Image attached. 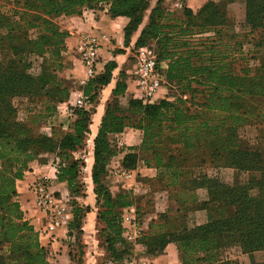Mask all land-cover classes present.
I'll return each mask as SVG.
<instances>
[{
  "label": "trees",
  "instance_id": "1",
  "mask_svg": "<svg viewBox=\"0 0 264 264\" xmlns=\"http://www.w3.org/2000/svg\"><path fill=\"white\" fill-rule=\"evenodd\" d=\"M165 1L13 0L9 14L0 12V53L9 51L10 56L0 59V264H49V252L40 231L26 218L17 189L42 154L55 155L58 183H65L77 198L85 196L86 163L76 155L86 146L100 95L111 84L117 63L108 62L103 73L80 88L87 108H71L75 120L66 133L35 134V123L21 116L18 104L25 99L40 102L46 115L35 117L40 120L53 117L60 104L69 102L76 86L59 74L67 66L64 54L70 35L58 19L106 9L113 18L129 19L126 48L148 16L134 50L154 46L159 67L166 64L165 80L178 94L153 104L131 96L123 106L128 85L127 75L120 73L93 141L91 177L97 222L103 226L102 246L117 264L134 248L124 239L122 214L135 199L128 192L113 195L106 179L119 154L111 137L136 129L143 133L142 142L125 153V169L135 170L141 163L156 170L154 182L171 189L169 198L179 209L208 207V202H198L199 190L207 191L209 202L220 204L216 210L207 209L208 222L193 229L186 226L182 209L180 216H162L160 223L149 224L138 244L156 257L176 243L182 264H237L220 257L226 236L234 235L242 253L261 261L254 264H264V155L242 147L248 127L256 128L258 137L264 128V56L244 50L245 38L264 29V0H246L240 27L246 35L228 23V3L209 0L196 13L184 5L181 16L169 11ZM261 38L255 48L264 44ZM42 61L47 65L36 74L34 68ZM217 166L261 176L230 186L208 175L207 169ZM72 207L68 234L76 233L81 242L84 219L92 208L76 201ZM69 257L72 264H80L71 251Z\"/></svg>",
  "mask_w": 264,
  "mask_h": 264
},
{
  "label": "rangeland",
  "instance_id": "2",
  "mask_svg": "<svg viewBox=\"0 0 264 264\" xmlns=\"http://www.w3.org/2000/svg\"><path fill=\"white\" fill-rule=\"evenodd\" d=\"M219 3H228L227 6V20L230 25L236 26V32L240 35H246V32L243 31L240 27L245 23V17H246V0H232L230 3V0H215ZM180 2V1H178ZM13 0H0V12L4 14H9V10L12 8ZM156 4V1L153 2V5ZM182 4V3H180ZM178 6V5H177ZM184 5H182L183 7ZM176 15L177 12H174ZM62 20H58V23H62ZM261 32V31H260ZM262 35V41L264 43V29L262 30L261 34H254L250 35L245 38V47L244 50L248 53H251L255 56H264V44L259 47L255 48V45L257 44V41L259 40V37ZM138 51L134 50L131 60L132 66H136L137 62V56ZM9 51H5L0 53V59L3 60H9ZM44 65L47 64L45 61H42L40 65H36L34 68V71L36 74H41L44 70ZM160 68L162 70L166 69V64L162 63ZM131 78L133 80V74L131 75ZM83 87V86H82ZM79 88V86H78ZM81 88V87H80ZM77 93V88L72 89V93L70 94L69 101L74 98V96ZM176 94H178V90L176 88H171V85L167 84L165 77H163L162 87L159 90L157 100L154 103H157L158 101H161L163 99L172 98ZM104 93L102 92L100 95V103L95 109V113L92 117V124H97L99 122V112L105 113V109L107 106V103L111 100V96H108V98L104 97ZM130 99V98H129ZM68 102V101H67ZM60 104L58 106L57 113L50 118H46L44 114V107L43 105L35 102H30L28 99H25L23 102L18 104L19 112L21 116L25 117L26 120H30L33 123V130L34 133L37 135L46 134L51 136L53 132H61L66 133L69 131L73 121L75 120V116L73 113H70L69 111L62 110V107L67 103ZM121 103L123 106L127 105L125 100L121 99ZM153 104V103H148ZM83 108H87V105H85ZM89 108V107H88ZM64 112H66L64 114ZM62 114V120L63 122L55 121L53 118L57 116V114ZM68 113V114H67ZM45 115L43 118H40L38 120L35 118L39 115ZM72 114V115H71ZM104 116V114H103ZM102 116V118H103ZM34 119V120H33ZM102 120V119H101ZM37 121V122H35ZM101 124V122H100ZM99 124V127H100ZM263 132L260 137L258 134V131L254 127H248L246 134L244 135L246 140L242 141V147L248 148L254 151H261L264 155V128H262ZM131 129L126 130L123 134L128 132ZM136 130V129H133ZM139 131V130H138ZM141 132V131H140ZM137 131H133L131 133H128V135H115L111 137V141L113 143V146L118 151V156L115 157L111 163L110 166V172L106 179V184L108 187H113L115 184L118 187V190L114 192H128L132 193L134 199H135V205L127 208L130 209L132 213L135 214L136 220L138 223H140L139 231L140 234L143 236L147 230L148 226L151 222H157L160 223L161 217L165 215L171 216V211L176 210L178 205H174L171 203V199L169 198L171 194V189L163 188V184H158L157 182H154L156 179V176L152 179L147 176V173H150L146 170L148 168H145L141 163L138 165V167L135 170H128L125 169L122 165L123 157L125 156V153L130 148H137L141 145L143 133ZM95 137L93 135V132L91 131L90 127V134L87 137L86 146L80 150L77 153V157L82 158L86 163V168L83 171V184L84 189L82 191V197H75L71 191L67 188V185L65 183H58V182H51V180L43 179L38 181L37 183L44 182L49 190V193L55 198L62 202L60 206L64 207L66 209L67 214L72 213L73 211V201H76L80 206L86 207L87 201H89V195L87 194V189L85 185L84 178L87 174V163L91 162L93 165V149H94V141ZM56 157L53 154H42L38 160L35 162L40 164H46L47 161L53 160ZM92 159V160H91ZM120 160L121 164H118ZM33 162V163H35ZM31 163V165L33 164ZM30 165V167H31ZM145 170V171H144ZM154 170V169H152ZM127 171H132L133 178L131 180H126L123 176V174ZM143 171V172H142ZM156 175L157 171L154 170ZM208 175L210 177L216 178L219 181L227 184V185H236L240 181H245L248 179H259L261 174L258 172H251V173H241L234 169L229 168H223L220 166L217 167H209L207 169ZM145 176H141V174ZM141 176V178H138ZM153 181V182H151ZM60 184H65V186H62ZM36 183L31 186V197H29L30 206L37 209L38 212L42 213L45 217V223H43L42 220H39L38 217L35 216V211L33 209V216L35 219V225H37L38 231H40V240L42 244H49V239L51 240V236L46 235L48 234V230H52V228H55L51 224V215H46L43 210L38 205V196L36 194V191L34 190V186ZM116 189V187H114ZM111 190V189H110ZM197 200L198 202H208V207H199L201 209H198V211L201 212L202 219H200L201 225H204L208 222V215H207V209H218L220 207L219 203H212L209 202V197L207 195L206 190H199L197 192ZM211 205V206H210ZM175 206V207H174ZM91 207V206H89ZM215 207V208H214ZM179 209V207H178ZM183 210V214L187 216L186 219V226L189 229H193V225L196 224V222L199 223V217L193 216V211L188 210L187 208H180ZM179 209V210H180ZM181 210V211H182ZM231 211V209H229ZM93 212L97 213L96 206L93 207ZM68 216V215H67ZM193 217V218H192ZM27 218V217H26ZM73 218V217H72ZM72 218H70L69 223L72 221ZM28 219V218H27ZM194 220V224H190V222ZM84 224V223H83ZM69 226V224H68ZM199 226V225H198ZM102 225L97 222L95 230H93L91 233L89 232L88 235H85L86 233L83 230V236L81 238V242L77 239L79 236H77L76 233L73 234L72 237H69V234H67V237L64 238L62 241L64 242V247L66 249V252L69 253L71 251L72 258L74 257L75 263H78L80 260V264H117L110 255L106 252L105 248L102 246V242L99 240V233L102 229ZM197 227V226H195ZM48 229V230H47ZM60 228H58L59 230ZM92 236V237H91ZM141 236V237H142ZM81 243V248L79 247ZM139 246V244L137 245ZM137 246H134V248L131 249V252L128 255H125L123 258V264H133L136 262L144 261L142 258L147 259L148 257L152 258L145 247L143 248H137ZM141 246V245H140ZM59 248H61L59 246ZM54 253V250H53ZM59 254L60 252L57 251ZM82 253V254H81ZM68 255V254H67ZM220 257L223 261H233L237 264H254V263H261L259 260H253L252 256L249 254H244L241 252V250L236 246V240L234 235L226 236L225 238V246L221 250ZM49 264H60L59 260L57 261V257L54 256V254L49 256ZM148 264L147 261H144ZM72 264V263H71Z\"/></svg>",
  "mask_w": 264,
  "mask_h": 264
},
{
  "label": "crops",
  "instance_id": "3",
  "mask_svg": "<svg viewBox=\"0 0 264 264\" xmlns=\"http://www.w3.org/2000/svg\"><path fill=\"white\" fill-rule=\"evenodd\" d=\"M180 1V2H178ZM209 0H166L164 3V6L171 12H177L178 15H183V7H178L177 5H186V7L190 8L193 12H198ZM58 20H62L60 25L62 28L69 32V37L66 40V47L67 50L64 54L66 67L63 69V71L59 74L60 78L70 82L71 84L75 85L77 88V93L74 96L71 101L67 102L63 107L62 110H65L66 112L69 111L72 113L71 108L74 106L75 101L80 97L82 94V86L84 87L89 79L86 76L85 68L80 61L77 53H76V47L80 43L82 37L86 35H95V36H101L106 35L109 37L110 42L103 44V49L101 51V59L97 67V74H101L104 71L105 65L110 61H115L118 65V68L113 73V80L111 84L103 90V93L105 94L104 97L108 98L112 94V90L116 87V84L118 82L119 76L121 72H125L127 75V85L128 90L125 94V97L123 100L127 103L129 98L133 95V92H135V83L131 78L134 66H132V55L135 48V43L138 40L142 29L146 25L148 21V16L145 18V22L139 27L137 32L134 33V35L131 38V45L130 47L126 48L124 46V29L129 23V19L126 17H118L113 18L109 14L108 10H85L81 16H72V17H60ZM117 50H122L123 54H116L115 52ZM79 86V88H78ZM64 112V114L66 113ZM68 114V113H67ZM104 113L99 112V122L97 124H94L91 126V131L93 132L94 137H96L98 130H99V124L101 122L102 116ZM72 115V114H71ZM54 122L59 121L63 122L62 120V114L59 113L55 118H53ZM133 131L140 132L138 130H129L125 134L122 135H128V133H131ZM141 133V132H140ZM92 160V159H91ZM55 159L52 161H47L46 164H40V163H33L30 167V169L25 173V177L22 181H19L17 184L18 189V201L21 204V207L23 211L25 212L26 217L28 220L35 225V219L32 214L33 209L35 211V216L38 217L39 220H42L43 223H45V217L42 213L38 212L37 209L31 207L29 202V197H31V186H33L35 183H37L40 180L48 179L51 180V182L55 183L57 182L56 173L57 170L54 167ZM120 163V160L118 162ZM145 171V170H144ZM150 173H147V176H149L150 179L156 176V173L152 169L146 170ZM143 172V171H142ZM92 164L91 162L87 163V174L84 178L85 181V187L87 189V194L89 195V201H87V206H91L92 211L91 213H88L87 216L84 219V225L83 230L86 233L85 235H88V233L95 230L96 224H97V213L93 212V207L96 204L95 195H94V185L92 182ZM146 175V174H145ZM143 173L141 176H145ZM139 176L138 178H141ZM62 186H65V184H60ZM116 187V189L114 188ZM111 189V192L113 195H117L118 193L114 192L118 190L117 185L115 184L113 187H109ZM121 193V192H119ZM171 203L174 205H179L174 200H171ZM186 206H191V204H186ZM175 207V206H174ZM192 207V206H191ZM176 210L171 211L172 216H180V212H178V207H176ZM193 216L199 217V223L195 221L196 224H194V220H190V224L193 227L201 225L200 219H202L201 212L200 211H193ZM73 215L72 213H69L67 218L70 220ZM193 218V217H192ZM69 224V221H68ZM38 228V227H37ZM48 230V229H47ZM48 234L51 236V240L49 239V244H42L47 251L49 252V256L53 255L57 257V261L59 260L60 264H71V259L69 257V253L66 252V249L64 247V242L62 241L64 238L67 237V234L69 233L68 225L66 227H62L58 230V228H52V230H48ZM92 237V236H91ZM42 243V242H41ZM59 246L61 248H59ZM137 248H143L142 246H137ZM54 250V253H53ZM144 250V248H143ZM57 251L60 253L58 254ZM68 254V255H67ZM50 260V258H49ZM142 260L147 261L148 264H182L183 261V254L182 251L179 249L178 245L176 243H171L167 246L165 251L156 257H148L147 259L142 258Z\"/></svg>",
  "mask_w": 264,
  "mask_h": 264
},
{
  "label": "built area",
  "instance_id": "4",
  "mask_svg": "<svg viewBox=\"0 0 264 264\" xmlns=\"http://www.w3.org/2000/svg\"><path fill=\"white\" fill-rule=\"evenodd\" d=\"M182 5H178V7ZM110 42L106 35L95 36L86 35L82 37L80 43L76 47V53L82 62L86 76L90 80L97 75V67L101 59V51L103 44ZM133 81L135 83V92L133 97L143 100L146 103H154L157 100L159 90L162 87L163 73L159 67L157 54L154 46L143 47L138 51L136 66L133 69ZM86 97L83 94L75 101L74 107L82 108L86 105ZM126 180L133 178L132 171L123 174ZM34 190L38 196V205L43 212L51 215V224L55 228H62L68 225L66 209L60 204L62 202L55 199L49 193L48 187L44 182L36 183ZM140 223L136 220L135 214L130 209H125L122 214V227L124 239L127 243L137 246L138 240L141 238L139 231ZM133 264H147L144 261Z\"/></svg>",
  "mask_w": 264,
  "mask_h": 264
}]
</instances>
